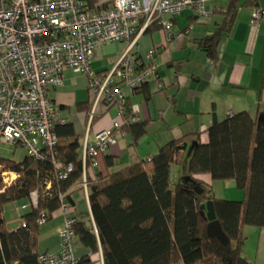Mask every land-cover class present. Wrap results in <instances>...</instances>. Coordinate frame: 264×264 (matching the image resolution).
<instances>
[{
	"label": "trees",
	"instance_id": "1",
	"mask_svg": "<svg viewBox=\"0 0 264 264\" xmlns=\"http://www.w3.org/2000/svg\"><path fill=\"white\" fill-rule=\"evenodd\" d=\"M236 10L231 0L228 9L220 11L227 15L224 25L231 26ZM224 25L199 42L213 56ZM159 27L157 19L148 28ZM141 125L124 123L120 130L131 132L136 142L145 133ZM55 133V157L61 167L53 164L50 154L43 159L26 154L22 160L0 156L1 170L19 175L11 185L0 177V264H38L42 226L63 202L74 205L73 195L76 187L82 189L85 173L94 225L77 219L74 224L88 251L80 257L82 264H89L91 255L100 251L104 264H255L243 256L242 247L246 226L264 228V109L255 115L244 110L222 120L214 117L207 143L197 135L173 139L150 158L94 180L88 176L93 158L88 156L86 168L81 159L82 134L73 124L57 125ZM187 147H191L188 155ZM102 154L110 169L115 158L109 151ZM69 165L66 178H59ZM174 165L182 166L176 179ZM202 175L215 181L234 180L244 198H219ZM33 192L38 194L37 204L31 201ZM209 200L229 237L227 245L206 234L209 220L201 205ZM14 201H26L29 207L21 225L12 230L5 209Z\"/></svg>",
	"mask_w": 264,
	"mask_h": 264
},
{
	"label": "crops",
	"instance_id": "2",
	"mask_svg": "<svg viewBox=\"0 0 264 264\" xmlns=\"http://www.w3.org/2000/svg\"><path fill=\"white\" fill-rule=\"evenodd\" d=\"M93 8L107 5V0H85ZM237 10L231 26L224 25L226 11L231 0H208L206 17H196L190 9L174 20L173 29L181 36L168 40L163 29V16L154 30L147 28L134 46L138 62L143 54L155 48V62L158 76L149 79L135 89L126 88L128 110L138 118L145 133L135 142L131 132L116 131L118 143L109 154L115 158L113 166H106L105 154H99V164L88 169V176L94 180L110 171L121 169L156 154L164 143L185 136H199L207 143L208 128L216 117L225 119L229 114L247 110L255 115L264 109V22L252 23L251 11L255 6L264 7V0H234ZM221 25L225 27L211 55L199 44L214 33ZM126 42H110L99 45L93 55V69L100 75L107 73L116 64L127 47ZM63 85L52 87L49 96L63 115L59 125L73 124L76 133L96 141L98 130L112 127L119 118L117 106L100 101L94 105L89 88L88 76L66 69ZM162 84V86H160ZM187 147L185 154L190 153ZM182 166L174 165V179ZM174 170V171H173ZM175 172V174L173 173ZM219 198L242 200L244 191L234 180H212L209 175L201 176ZM81 190L75 191L74 205L66 211L58 210L51 221L42 226L39 234L40 254L58 251L61 239L58 232L63 226L65 215L94 225L90 199ZM22 223V222H21ZM20 223V225H21ZM7 226L9 229L10 226ZM242 254L255 264H264V228H244ZM74 251L78 257L88 251L76 236ZM89 264H104L102 251L91 255Z\"/></svg>",
	"mask_w": 264,
	"mask_h": 264
},
{
	"label": "built area",
	"instance_id": "3",
	"mask_svg": "<svg viewBox=\"0 0 264 264\" xmlns=\"http://www.w3.org/2000/svg\"><path fill=\"white\" fill-rule=\"evenodd\" d=\"M107 5L93 8L85 0H0V143L21 145L31 157L43 159L50 154L56 167L62 164L55 157L58 138L55 127L63 122V115L50 98L52 87L62 86L66 69L89 76V88L94 105L106 101L118 108L117 120L112 128L96 134V141L85 136L81 159L86 168L91 156L92 166H97L98 155L108 152L118 143L116 131L124 123H134L138 118L128 110L126 88L135 89L158 76L155 48L143 54L138 62L134 46L153 21L163 16V29L169 41L176 35L173 18L190 9L196 17H206L208 0H107ZM252 23L264 22V7L251 11ZM126 42L128 45L116 64L100 75L93 69L96 48L105 43ZM162 86V84H160ZM6 185L18 178L13 170H1ZM72 166L59 172L66 178ZM51 182H47L50 189ZM84 193L89 198L86 173L83 178ZM38 194H31L37 204ZM71 205L63 202L66 211ZM29 207V203L22 206ZM76 219L65 215L58 232L61 239L58 251L39 255L38 264H82L74 251Z\"/></svg>",
	"mask_w": 264,
	"mask_h": 264
},
{
	"label": "rangeland",
	"instance_id": "4",
	"mask_svg": "<svg viewBox=\"0 0 264 264\" xmlns=\"http://www.w3.org/2000/svg\"><path fill=\"white\" fill-rule=\"evenodd\" d=\"M87 78H89V76ZM110 128H112V127H110ZM0 156H2L4 158H8V159L22 160L26 156V153H25V149L21 145L0 143ZM173 168H174V166H173ZM173 173L175 174V172H173ZM0 177H1V175H0ZM173 177H175V176L173 175ZM25 203H27V202L26 201H14V202L9 203L6 206L5 217H6L7 221L9 222L8 225L10 226V228L12 230L16 229L20 226V223L23 220L22 216L28 210L27 208H25V209L22 208V205Z\"/></svg>",
	"mask_w": 264,
	"mask_h": 264
},
{
	"label": "water",
	"instance_id": "5",
	"mask_svg": "<svg viewBox=\"0 0 264 264\" xmlns=\"http://www.w3.org/2000/svg\"><path fill=\"white\" fill-rule=\"evenodd\" d=\"M188 178V176H187ZM202 214H206L209 225L206 229V234L212 239H217L223 245L229 244V237L224 232L220 221L217 219L214 202L209 200L201 205Z\"/></svg>",
	"mask_w": 264,
	"mask_h": 264
}]
</instances>
